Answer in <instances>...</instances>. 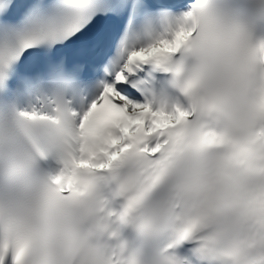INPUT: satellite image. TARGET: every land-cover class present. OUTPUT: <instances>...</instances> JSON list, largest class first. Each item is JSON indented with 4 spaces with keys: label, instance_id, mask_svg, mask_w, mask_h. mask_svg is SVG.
Returning a JSON list of instances; mask_svg holds the SVG:
<instances>
[{
    "label": "snow or ice",
    "instance_id": "1",
    "mask_svg": "<svg viewBox=\"0 0 264 264\" xmlns=\"http://www.w3.org/2000/svg\"><path fill=\"white\" fill-rule=\"evenodd\" d=\"M264 0H0V264H264Z\"/></svg>",
    "mask_w": 264,
    "mask_h": 264
},
{
    "label": "clouds",
    "instance_id": "2",
    "mask_svg": "<svg viewBox=\"0 0 264 264\" xmlns=\"http://www.w3.org/2000/svg\"><path fill=\"white\" fill-rule=\"evenodd\" d=\"M259 34L264 35V31H261V33H259Z\"/></svg>",
    "mask_w": 264,
    "mask_h": 264
}]
</instances>
